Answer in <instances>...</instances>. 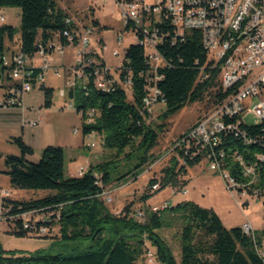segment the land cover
Returning a JSON list of instances; mask_svg holds the SVG:
<instances>
[{
  "label": "trees",
  "instance_id": "obj_1",
  "mask_svg": "<svg viewBox=\"0 0 264 264\" xmlns=\"http://www.w3.org/2000/svg\"><path fill=\"white\" fill-rule=\"evenodd\" d=\"M121 1V0H120ZM130 1V0H128ZM19 6L21 8V41L19 48L33 56L39 48V42L49 43L54 35L59 37L63 47L71 43L63 31L68 27V14L58 7L57 0H0V7ZM163 22L159 23L161 31L167 38L158 45L169 64L158 69L160 78L155 79L150 64L146 60L145 47L140 42L131 44L122 61V79L129 77L133 100H129L127 88L117 84L113 90L96 88L93 78L86 86L76 85L69 91V96L76 98L77 110L83 112L84 136L98 131L103 136L104 145L115 148L106 152L101 161L91 164L83 175L66 174V150L61 145L50 144L44 149L38 161L30 160L27 155L33 153L21 135L15 136L21 152L5 155L6 173L13 187L23 189H43L47 194L30 199H15L0 187L2 214L8 217L10 229L18 234H26L24 221L29 220L38 225L49 218V228L59 223V239H55L48 249H39L34 253H17L6 250L0 243V264H137L147 248V241L155 247L157 261L160 264H264V255L258 249L264 238V229L247 233L242 226L228 228L220 214L213 207H205L193 200H182L176 204L168 203L162 209L148 210L146 220H138L133 214L132 205H127L120 213L113 212L103 195L108 185L117 181H126L128 177H137L146 164L154 161L151 152L157 144L164 124L154 126L147 121L145 97L150 92V85L155 84L161 90L167 108L160 114L166 118L176 113L189 102L202 101L205 93L211 96V105L215 106L229 93L218 85V69L211 67L208 51L203 43L200 30L186 33L176 38L177 32L170 18L163 13ZM99 24L98 20H94ZM132 23L126 29H133ZM17 30L14 26L0 24V58L9 49L6 40L13 42ZM183 38V39H182ZM75 38L73 42H77ZM99 56V55H98ZM100 57V56H99ZM210 72L209 79H200L201 72ZM31 75L26 78L33 86L39 81L43 69L30 66ZM6 67L0 65V87L3 94L11 95L10 84L5 83L3 73ZM7 78H9L7 76ZM41 87L45 91L46 105L52 104L53 88ZM90 108L99 111L93 122L85 121ZM97 115V113H96ZM241 129L247 137L254 138L248 142L243 134L223 133L217 147H224L225 160L232 162L235 150L243 153L247 161L254 160L257 153L264 154V120L248 124L244 120ZM127 149H130L127 152ZM182 151V150H181ZM3 154L0 152V157ZM125 157L134 160L125 172L114 176L116 162ZM203 159L199 154H185L184 163L173 158L171 164L163 171L160 187L173 184L187 166H193ZM261 194L264 190V162L260 165ZM159 181L151 180V186ZM152 193L142 196L148 199ZM248 200L244 201L246 205ZM29 211L41 213L39 221L18 216ZM146 213V212H145ZM177 218L182 222L181 261L178 263L170 244L159 234L158 230L171 225ZM64 245L61 250L53 248L56 244ZM153 252V251H152Z\"/></svg>",
  "mask_w": 264,
  "mask_h": 264
},
{
  "label": "built area",
  "instance_id": "obj_2",
  "mask_svg": "<svg viewBox=\"0 0 264 264\" xmlns=\"http://www.w3.org/2000/svg\"><path fill=\"white\" fill-rule=\"evenodd\" d=\"M116 1L126 16V25L134 24L135 27L132 30L136 34V41L145 47L146 60L156 74L155 79L161 77L157 74L158 69L169 64L158 47L164 38H167L158 25L163 22V13L170 18L172 26L175 27L176 38L178 35L184 37L186 33L193 30L202 32L203 43L208 51L211 67L218 69L216 90L221 88L228 90L229 93L221 102L213 106L209 113L203 115L192 130L183 135L179 144L182 158L184 159L185 154L196 155L202 150L203 158L209 161L212 170L222 174L228 188L235 187L241 194L248 192L261 195L258 186L259 167L264 162V154L257 153L254 160L247 161L244 154L237 149L233 153L232 162H230L225 160L224 147H217V139H222L223 133L226 132L235 135L243 134L242 137L251 142L254 138L247 137L241 129V123L244 120L243 114L252 112L259 120H264V0ZM6 20L7 17L0 9V24ZM66 23L68 27L63 31V35L70 42L77 38V42L80 44L77 50V64L74 67L55 66L53 70L61 75V71L73 69V78L68 81L67 89L70 91L78 84L85 87L90 78H93L94 86L97 89L107 88L111 91L117 84L129 87L131 79L129 77L122 79L121 77L122 62L116 67L118 70L116 74L90 47L88 37L80 35V25L77 26L74 18L68 16ZM92 31L93 28L89 26L88 32ZM54 36V39L47 44L39 42V48L33 56H29L21 48L6 52L1 56L0 65L6 67L3 76L5 83L11 85V95L0 94V106H22L25 93L33 88V84L26 78L31 75L29 67L36 66L35 58L44 59V65L38 66L43 69V72L51 69L48 53L54 50H64L59 40L61 33ZM114 54H118L117 51H114ZM44 76L43 73L38 79L41 80ZM210 76V72L204 73L203 70L199 78L206 80ZM149 89L150 92L145 97V108L148 112L146 119L151 122L154 107L159 103L166 102L163 96L161 97V90L155 84L150 85ZM66 91L63 88L62 94L65 95ZM255 98L258 101L251 107L250 103ZM69 104L73 105V102L70 100ZM81 113L83 114V112ZM96 113L94 108L88 110L85 121L93 122ZM41 121L42 117H39L29 120L28 123L31 126H36ZM91 145L95 146L96 143L93 142ZM86 170L87 166H80L77 175H83ZM160 186V183L156 182L151 186V190H157ZM4 191L8 193L7 190ZM108 191L105 190L103 195L110 201L112 197ZM183 191L187 192L188 189L185 188ZM167 205L168 202H164L163 208ZM32 213L34 211L18 216L25 217ZM145 215L143 209L136 211L137 219L143 220ZM0 218L8 220V217L3 214L0 215ZM48 220L50 219H45L42 225L25 220L23 227L27 232L37 231L46 234L49 231ZM243 228L247 233L253 231L250 223H245ZM257 249L264 255V238L261 244H257ZM148 254L152 260L154 253L150 251Z\"/></svg>",
  "mask_w": 264,
  "mask_h": 264
},
{
  "label": "rangeland",
  "instance_id": "obj_3",
  "mask_svg": "<svg viewBox=\"0 0 264 264\" xmlns=\"http://www.w3.org/2000/svg\"><path fill=\"white\" fill-rule=\"evenodd\" d=\"M148 1L158 2L160 0ZM57 3L58 7L62 8L68 16L74 18L77 26L80 25V35L88 37L90 47L117 74L116 67L121 64L126 50L131 44L136 43L137 39L132 29H126V16L119 3L116 0H57ZM0 9L7 17L4 23L14 26L17 30L13 42L6 40V46L9 48L7 53H9L13 49H18L21 41V8L19 6H4ZM94 20H98L99 24H95ZM89 26L93 28L92 32H88ZM79 45V42H71L65 45L63 51L54 50L48 53V62L51 69L45 70L44 78L39 80L31 91L25 93L24 104L46 110V113L42 112L43 119L52 124L54 133H60V138L63 135L65 136L64 139L59 141L64 143H67L66 140L72 141L73 150L81 153L78 163L88 167V159H92L93 163H95V157L98 158L97 161H101V156L104 153L113 152L116 149L105 146L103 136L98 131L89 136H84L82 113L77 110L78 102L76 98L70 97L69 89H67L68 81L73 78V69L69 68L61 71V75L53 70L55 66H76ZM114 51H117L118 54H114ZM36 63L38 66H43L44 59L37 58ZM42 83L46 87L53 88L52 104L50 106L46 105L45 91L41 87ZM78 83H80L79 80ZM62 88L67 90L66 96L62 94ZM127 92L129 100H133L132 90L129 87H127ZM2 93L3 90L0 87V94ZM70 100L73 105L69 104ZM210 100L211 96L207 91L202 101L189 102L166 118L159 117L166 110V103H159L154 107L151 123L154 126L158 124L165 125L160 132L157 144L151 151L156 158L146 164L137 177L130 176L126 181L120 183L114 181L108 185V194L112 199L107 201V204L113 212L120 213L127 205L131 204L133 214L138 208H142L146 212L143 220L138 219L144 221L148 216V210L162 209L164 202L172 205L182 200H193L205 207H213L220 214L228 228L243 227L245 223H250L253 230L260 231L264 229V190L261 195H258L257 193L248 192L241 194L235 187L228 188L222 174L212 170L209 161L204 158L193 166H187L186 171L180 174L173 184H168L157 190H150L151 180L156 178L159 180L157 182L161 183L165 173L163 170L171 164L173 158L179 160L177 166L184 163L183 155L179 149L180 141L186 132L192 130L198 124L203 115L212 110L213 106ZM257 101V98L253 99L250 106H254ZM3 108L7 107L0 106V110H3ZM98 115H100L99 111H97L96 116ZM2 117L3 114H0V120H2ZM242 117L248 124H256L259 121V118L252 112L244 113ZM10 129V125L0 124V149L3 151L7 150L4 148L7 142L3 141L1 134L10 131ZM93 142L96 143L95 146L91 145ZM68 143L65 145H70V142ZM15 144L16 147H19L17 143ZM63 147L66 150V147ZM129 150L127 149V152ZM8 151L4 154L13 153L12 150ZM5 155L0 157V169L6 168ZM133 163L134 160L121 157L116 162L118 167L117 169L114 168V176L117 177L118 173L127 171ZM0 186L8 191V195L16 198H36L50 192L43 189L13 187L9 176L2 171H0ZM185 188L188 189L187 192L183 191ZM147 192L152 194L148 199L143 200L142 196ZM246 200H248V203L243 205ZM42 217L41 213L35 214L33 217L32 214L26 216L27 219H34L35 221H39ZM135 217L137 218L136 215ZM59 230V223H53L52 228H49L46 234L31 231L22 235L10 229L7 219L0 218V243L6 250H13L17 253H34L39 249H48L55 239H59ZM181 231L182 222L177 218L171 220L170 226L158 230L159 234L172 247L178 263L181 261ZM53 246V248H58L55 250L57 251L61 250L64 245L59 243ZM147 248L152 249L154 253L152 260L151 256L145 252L139 258L137 264H160L155 254L156 248L149 241H147Z\"/></svg>",
  "mask_w": 264,
  "mask_h": 264
},
{
  "label": "crops",
  "instance_id": "obj_4",
  "mask_svg": "<svg viewBox=\"0 0 264 264\" xmlns=\"http://www.w3.org/2000/svg\"><path fill=\"white\" fill-rule=\"evenodd\" d=\"M14 50V49H13ZM12 50V51H13ZM37 58L34 59V64L36 66ZM63 89V88H62ZM65 94L64 96H66ZM25 96L23 98V104L19 107H7L3 108V110H0V114H3V117L0 120V124L4 125H10L11 129L8 132H3L1 134V137L3 138V141H6L7 144H5V147L7 150L3 151L0 149V152L5 155V152H9L8 150H12L14 154H19L21 152L19 147H16L15 142L13 141V138L15 136L21 135L25 142L30 145L33 148V153L28 154L27 157L32 161H38L44 152V149L47 145L55 144V145H63L66 147V174L69 173V175H77V170L80 166H83L78 163V159L81 156L80 152L77 150H73V144L72 141H67V143H64L63 141H59L60 139H64L65 136L63 135L62 138L60 133L56 134L54 133V129L52 128V124L48 122V120L43 119L42 112L46 113V110H43L42 108H35L30 105H25L24 100ZM39 117H42V121L36 125L31 126L28 121L32 119H37ZM9 138H11L9 140ZM70 145H65L69 144ZM71 146V148H70ZM100 157V156H99ZM95 163H97L98 158H94ZM68 160V164H67ZM92 160V159H91ZM88 159V167L93 163V160L91 161ZM85 166V165H84ZM68 172V173H67ZM1 187V186H0ZM1 189L4 191L3 187ZM15 199H25V198H16Z\"/></svg>",
  "mask_w": 264,
  "mask_h": 264
},
{
  "label": "bare ground",
  "instance_id": "obj_5",
  "mask_svg": "<svg viewBox=\"0 0 264 264\" xmlns=\"http://www.w3.org/2000/svg\"><path fill=\"white\" fill-rule=\"evenodd\" d=\"M220 142V140L219 139H217V145H218V143Z\"/></svg>",
  "mask_w": 264,
  "mask_h": 264
}]
</instances>
